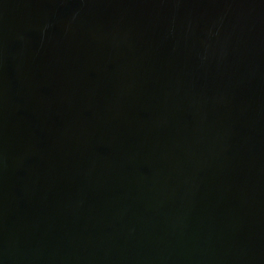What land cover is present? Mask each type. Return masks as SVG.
Returning <instances> with one entry per match:
<instances>
[{
    "label": "water",
    "instance_id": "water-1",
    "mask_svg": "<svg viewBox=\"0 0 264 264\" xmlns=\"http://www.w3.org/2000/svg\"><path fill=\"white\" fill-rule=\"evenodd\" d=\"M0 264H264V0H0Z\"/></svg>",
    "mask_w": 264,
    "mask_h": 264
}]
</instances>
